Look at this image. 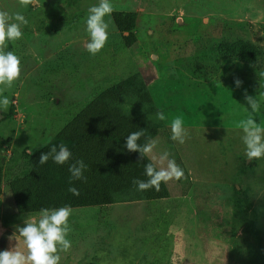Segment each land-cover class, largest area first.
<instances>
[{"label": "rangeland", "instance_id": "374dc122", "mask_svg": "<svg viewBox=\"0 0 264 264\" xmlns=\"http://www.w3.org/2000/svg\"><path fill=\"white\" fill-rule=\"evenodd\" d=\"M96 3L39 0L34 8L0 0V9L29 21L7 49L21 57L23 72L0 110V251L38 213H19L6 186L28 151L55 142L85 103L124 80L131 91L118 106L146 114L159 131L151 136L157 151H167L185 176L165 184L161 199L133 188L107 205L72 207V247L61 264H264V158H247L238 127L250 114L245 91L260 100L255 118L264 122V0H112L115 10L136 13L132 42L106 17L109 40L92 56L85 20ZM245 43L255 50L252 61ZM136 90L152 102L139 101ZM176 116L188 129L184 144L171 139Z\"/></svg>", "mask_w": 264, "mask_h": 264}, {"label": "trees", "instance_id": "16d2710c", "mask_svg": "<svg viewBox=\"0 0 264 264\" xmlns=\"http://www.w3.org/2000/svg\"><path fill=\"white\" fill-rule=\"evenodd\" d=\"M111 16L119 32H129L123 35V39L126 44H131L130 31L136 13L115 10ZM242 49L246 61H252L255 54L253 46L245 43ZM130 91V85L124 80L107 86L63 125L55 135V142L28 151L24 168L6 184L19 213H35L42 208L65 205H107L112 202L114 193L138 189L133 180L147 179L145 165L149 160L147 157L141 159L139 152H129L125 146L126 139L131 132L145 129L146 136L138 142L142 144L148 136L156 135L159 131L149 123L146 114H126L120 109V97ZM134 94L139 101L152 102L146 90H136ZM61 144L66 145L72 153L69 162L60 165L50 158L43 165L39 163L42 153L49 152L53 146L59 150ZM80 159L88 166L84 172L86 181L71 179L69 172L70 164ZM70 187H75L79 195L71 193ZM139 192L146 200L161 199L168 194L165 183L161 184L159 192L155 188Z\"/></svg>", "mask_w": 264, "mask_h": 264}, {"label": "clouds", "instance_id": "9594fccd", "mask_svg": "<svg viewBox=\"0 0 264 264\" xmlns=\"http://www.w3.org/2000/svg\"><path fill=\"white\" fill-rule=\"evenodd\" d=\"M22 7H39V0H19ZM115 8L112 0H97V3L87 10L86 28L89 34L87 51L92 55H98L107 45L109 40V22L106 17L111 16ZM29 24L25 15L20 12L10 13L0 9V110L6 111L10 99L4 95L6 89L13 87L21 78L23 72L22 59L14 51H9V42H15L24 35L23 27ZM261 75H264L262 73ZM237 87L242 81L235 80ZM245 101L250 114L238 123L242 130V142L245 146V154L249 160L264 158V122H257L255 114L261 110L258 97L248 95L245 91ZM159 120L166 119L163 111H157ZM171 139L184 144L189 137L188 129L181 116L171 120ZM146 136L145 129L131 132L126 139V148L129 152H139L140 158L147 157L149 163L145 165L146 180L134 179L138 190L148 191L153 188L160 191L161 184L172 180L179 181L184 178V170L175 159L169 158L167 151H157L159 140L148 136L144 143H138ZM52 159L55 163L63 165L72 159V153L64 144L59 150L53 146L49 152L42 153L39 163L41 165ZM85 162L80 159L71 163L69 172L71 179L84 180L87 169ZM69 191L79 195L75 187ZM73 209L70 205L59 208H42L35 215L29 214L24 220V226H16L15 232L8 237L10 247L0 251V264H61V253L68 252L72 247V241L68 238L72 229L70 218ZM15 241V244L12 242Z\"/></svg>", "mask_w": 264, "mask_h": 264}, {"label": "crops", "instance_id": "0c3cea01", "mask_svg": "<svg viewBox=\"0 0 264 264\" xmlns=\"http://www.w3.org/2000/svg\"><path fill=\"white\" fill-rule=\"evenodd\" d=\"M127 11V10H126Z\"/></svg>", "mask_w": 264, "mask_h": 264}]
</instances>
